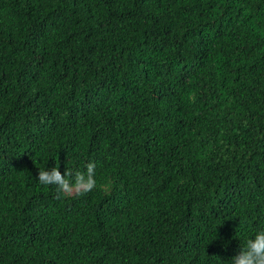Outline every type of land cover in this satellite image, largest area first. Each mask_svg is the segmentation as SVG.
<instances>
[{"label":"trees","instance_id":"16d2710c","mask_svg":"<svg viewBox=\"0 0 264 264\" xmlns=\"http://www.w3.org/2000/svg\"><path fill=\"white\" fill-rule=\"evenodd\" d=\"M262 230L264 0H0V264H232Z\"/></svg>","mask_w":264,"mask_h":264},{"label":"clouds","instance_id":"9594fccd","mask_svg":"<svg viewBox=\"0 0 264 264\" xmlns=\"http://www.w3.org/2000/svg\"><path fill=\"white\" fill-rule=\"evenodd\" d=\"M95 165H87V173L77 171L75 173V183H71L66 176L72 175L67 171L61 174L60 163L49 172L48 170H39L38 180L43 185H56L57 192L61 196H71L73 194H83L91 191L96 186ZM232 264H264V230L258 232L254 239H249L245 247L238 256L233 257Z\"/></svg>","mask_w":264,"mask_h":264}]
</instances>
